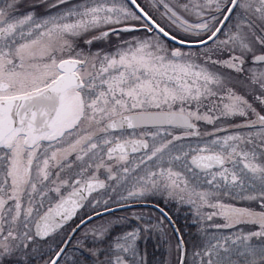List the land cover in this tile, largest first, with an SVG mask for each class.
Segmentation results:
<instances>
[{"label": "snow or ice", "instance_id": "6c2138e0", "mask_svg": "<svg viewBox=\"0 0 264 264\" xmlns=\"http://www.w3.org/2000/svg\"><path fill=\"white\" fill-rule=\"evenodd\" d=\"M0 264H264V0H0Z\"/></svg>", "mask_w": 264, "mask_h": 264}]
</instances>
